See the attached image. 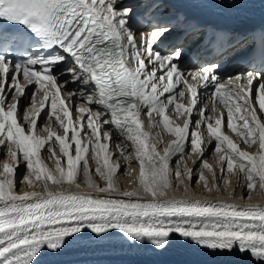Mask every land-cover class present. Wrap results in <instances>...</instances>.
<instances>
[{
	"label": "snow or ice",
	"instance_id": "obj_1",
	"mask_svg": "<svg viewBox=\"0 0 264 264\" xmlns=\"http://www.w3.org/2000/svg\"><path fill=\"white\" fill-rule=\"evenodd\" d=\"M0 20L15 26L0 25V155H6L0 164V264H39L41 256L57 257L72 241L103 239L111 230L155 249L175 238L213 254L238 253L264 264V207L158 199L184 179V190L191 186L195 169L184 161L189 150L198 154L195 182L209 192L219 190L216 170L205 157L209 148L217 154L222 176L243 175L248 196L241 199H251L257 188L264 191V34L259 50L250 53L259 67L224 82L216 74L218 63L186 75L179 49L156 50L173 31L171 20L153 25L150 33L141 31L137 42L134 9L119 0H0ZM218 41L223 51L225 38L209 37L210 44ZM37 44L45 55L16 60L6 55ZM200 89L209 90L210 106H199ZM29 93L31 105L21 114ZM77 98L85 103L77 106ZM217 101L225 111L213 119L206 113L216 112ZM143 116L148 127L162 126L173 137L163 154L152 142L160 133L143 130ZM113 131L125 162L135 160L139 166L131 191H121L114 182L121 164L110 151ZM91 162L104 186L93 181ZM205 171L212 175L211 188ZM81 175L83 186L108 195L50 188H80ZM20 184L43 190L19 192Z\"/></svg>",
	"mask_w": 264,
	"mask_h": 264
},
{
	"label": "bare ground",
	"instance_id": "obj_2",
	"mask_svg": "<svg viewBox=\"0 0 264 264\" xmlns=\"http://www.w3.org/2000/svg\"><path fill=\"white\" fill-rule=\"evenodd\" d=\"M206 3H209L211 5L215 4V0H203ZM123 5V4H122ZM218 5L221 6H230L234 9L237 8V5L235 3L224 1L219 2ZM132 8L135 7V5H130ZM264 7V1L260 2H248L246 4H242L240 9L238 10H245V9H257ZM139 42V40L137 41ZM201 69H196V72L200 71ZM188 74V73H187ZM23 83V80L20 81ZM81 87H83L81 85ZM209 91V90H208ZM210 94V92H209ZM30 96V93H29ZM63 96L65 99L68 97V93H63ZM77 101L81 104L85 103L83 100H80L77 98ZM206 102H208V105L210 106L209 100L206 97ZM31 105V99H28L27 101H21L20 108L21 110L24 108H28ZM94 107H96L94 105ZM225 111L218 103L216 102V112L213 113L211 111L207 112L206 115L216 118L220 114V112ZM85 116L87 114H84ZM171 115V114H169ZM226 116V112H225ZM155 118V117H154ZM142 119L144 120V129L145 131H148L150 133L153 132H159V136H153L152 142L157 144L158 150L161 154H163V149L167 147L165 145V139L168 136L167 133H164L162 130V126L158 128H150L148 127V117L143 116ZM158 119V118H156ZM54 120V117H53ZM46 121L41 120L40 123L43 125ZM178 123L182 124V120H177ZM206 131V130H205ZM227 135L230 136L234 140V142L241 144L242 141L239 136L232 133L230 130L227 131L224 129ZM62 134V130H61ZM46 135V134H45ZM113 140L112 145L110 148V151L114 153L115 160H118L121 164L120 172L117 177H114V182L116 185L120 188L121 191H131L134 188L137 187V177L139 174V166L133 160L131 164H127L124 160V157L121 155V153L116 149L115 145L117 141L120 139V137L117 135L115 131L112 133ZM207 140L211 141L210 137H205ZM212 146L214 147V141H211ZM249 151H255V148L247 149ZM6 153V149L4 150ZM57 154L59 155V149H56ZM126 152L128 155L132 154V149L129 146L126 149ZM205 157L208 160L209 164H212L213 167L216 170V175L218 179L220 180L219 184V190L214 189L213 191L209 192L207 191L202 184L196 183L195 179L199 171V163H193L194 161L198 160V154L192 153L191 151L188 152V155L184 157V161L187 162V168L195 169L193 172V182L190 187H188L187 191L184 190L185 186L188 185V180L184 179V184L180 185L178 187H175L174 189H168L167 194L164 197H158V199H178V200H200V201H207L211 203H229L233 204L239 207H244L248 205L253 206H260L264 207V191L259 190L257 188L252 194L251 199H241V196H248V192L244 190V184L245 179L242 174L237 175H228L225 173L223 176L220 173V167L218 164H216L217 154L214 153L212 148H209L205 152ZM6 158V155H0V162L3 161V159ZM181 161L180 163V171H185V162ZM45 163L48 165L49 168L54 169L55 164L51 160H45ZM175 162L172 163L171 167L173 169V172L176 171V164ZM91 167L93 169L92 173V179L96 183L100 184L101 186H104V181L101 180L96 174H95V163L91 162ZM125 172V178L123 177V171ZM25 172L24 167L22 166L18 173V179L21 175H23ZM205 176L208 178V184L209 188L212 187V175L211 173H208L205 171ZM174 176L172 177L173 182ZM224 179H228L229 183L225 185L223 183ZM80 183L81 188H76L74 186L69 187L67 186L65 189H60L66 192H74L81 195H93V196H104L108 194H102V193H95L91 189L83 186V176L80 177ZM239 185V186H238ZM39 189L42 191L41 186L36 187H27L24 184L18 185L17 190L19 192L23 191H37ZM53 191H56L54 189H51ZM235 190V195L233 196L232 193ZM111 195L119 197V193H112ZM140 196L143 199H150L147 195H145L143 192L140 193ZM132 199H136L135 197ZM111 235H106L103 239H80L76 241H72L65 249L64 251L57 257H49V256H41L39 260V264H69L75 261L80 260H93V261H101V260H127V259H149L154 258L158 260L162 264H169L173 261L181 260V263H200V264H253L252 260L247 256H241L238 253H217L213 254L209 252L206 249H202L196 246H189L184 244L182 241L177 240L173 238L164 249H155L154 247L150 245H142L139 242H133L130 239H127L124 237L123 234L119 233L118 230H111ZM94 235V234H93Z\"/></svg>",
	"mask_w": 264,
	"mask_h": 264
},
{
	"label": "rangeland",
	"instance_id": "obj_3",
	"mask_svg": "<svg viewBox=\"0 0 264 264\" xmlns=\"http://www.w3.org/2000/svg\"><path fill=\"white\" fill-rule=\"evenodd\" d=\"M189 151H190V150H189ZM189 151H188V152H189ZM174 165H175V163H174ZM125 172H126V171L124 170V171H123V177H124V178L126 177V176H125V175H126ZM174 180H175V178H174ZM175 181H176V180H175Z\"/></svg>",
	"mask_w": 264,
	"mask_h": 264
}]
</instances>
